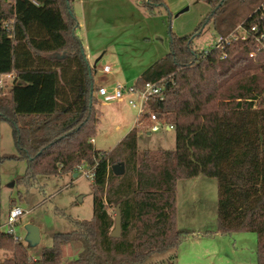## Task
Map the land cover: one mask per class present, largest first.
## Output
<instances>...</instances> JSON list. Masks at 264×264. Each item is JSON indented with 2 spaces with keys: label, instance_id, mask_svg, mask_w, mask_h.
Wrapping results in <instances>:
<instances>
[{
  "label": "trees",
  "instance_id": "16d2710c",
  "mask_svg": "<svg viewBox=\"0 0 264 264\" xmlns=\"http://www.w3.org/2000/svg\"><path fill=\"white\" fill-rule=\"evenodd\" d=\"M162 1L147 0L149 11ZM202 1L210 12L196 33H171L166 58L133 85L160 87L147 102L150 112L106 153L91 142L102 113L71 0H0V75H15L8 94L0 89V122L10 124L16 158L27 162L22 181L30 186L39 175H78V166H96L92 219L55 234L38 258L14 233L0 232V264H176L192 236L176 228L177 183L200 176L217 180L218 232L255 233L256 264H264V44L256 40L264 32V0H255L240 23L251 32L248 40L207 55L194 39L235 0ZM238 26L219 27L220 37ZM151 114L173 126L174 150L138 151L137 132ZM119 163L125 173L116 176L112 166ZM118 205L121 236L113 238ZM72 243L81 251L65 262L63 249Z\"/></svg>",
  "mask_w": 264,
  "mask_h": 264
},
{
  "label": "rangeland",
  "instance_id": "374dc122",
  "mask_svg": "<svg viewBox=\"0 0 264 264\" xmlns=\"http://www.w3.org/2000/svg\"><path fill=\"white\" fill-rule=\"evenodd\" d=\"M255 0L233 1L226 15L209 22L194 39L197 51L214 48L220 38V28L241 25L257 8ZM72 13L77 20L76 36L80 40L88 63L96 71V80L105 86L113 83L130 87L151 66L166 58L170 34L194 35L205 20L210 7L202 0H163L149 11L147 0H71ZM222 22V20H224ZM241 32V31H240ZM107 65L111 73L104 74ZM96 96V95H95ZM131 96L121 100L98 103L102 116L96 135L97 148L113 150L138 121V109L129 104ZM150 112L148 106L145 113ZM162 128L151 132L146 118L137 132L138 151L174 150L175 132ZM131 127V128H130ZM12 136V127L0 122V218L5 222L13 207L24 210V216L12 227V232L38 258L44 248L52 246L55 234L76 230L74 221L93 217L92 180L78 174L59 176L39 175L32 185L22 181L27 162L19 160ZM188 184V185H187ZM14 201L15 205H11ZM218 186L215 178L200 176L179 180L176 196V228L199 234L186 239L179 247L176 264H256L255 233L218 232ZM40 230V243L30 247L25 242L26 226ZM3 228L1 232H8ZM207 234V235H205ZM81 247L72 243L64 247V261L78 257ZM169 255L160 256L166 260Z\"/></svg>",
  "mask_w": 264,
  "mask_h": 264
},
{
  "label": "built area",
  "instance_id": "2783aa9c",
  "mask_svg": "<svg viewBox=\"0 0 264 264\" xmlns=\"http://www.w3.org/2000/svg\"><path fill=\"white\" fill-rule=\"evenodd\" d=\"M241 31V32H240ZM252 33L256 32V28L253 27L251 29ZM251 37V32L245 30L242 25H239L238 28L230 33L227 37H220L218 43L215 45L214 48L219 49L223 48L225 45H229L231 41L233 40H242L246 41ZM257 42L259 44H264V32L261 33L257 37ZM205 55H207L209 52L205 51ZM252 56V55H251ZM225 56H223L224 58ZM103 71L105 73H108L110 71V68L108 66H105L103 68ZM161 93V89L157 84L153 83H147L145 85V88L143 90H137L132 85L130 87H125L122 85H117L113 89H108L104 87L98 88L97 95L103 100V102H112V101H120L123 99L125 95L131 96V99H129V104L135 108L138 109V120H140L143 115L145 114V108L147 107L148 100L153 96H159ZM150 121L152 122L150 126L151 132H158L161 130L162 126L160 121L156 118L155 115L151 114ZM168 130H173L172 125H167ZM93 143V140L91 141ZM95 169L96 166H87L85 164H82L77 167L78 174H81L82 176L93 180L95 176ZM25 212L20 207H13L10 209L9 213L7 214V218L5 222L2 221L0 218V232L3 228H9V231L6 233H13L12 227L24 216ZM17 239H19L17 237Z\"/></svg>",
  "mask_w": 264,
  "mask_h": 264
},
{
  "label": "water",
  "instance_id": "95a60500",
  "mask_svg": "<svg viewBox=\"0 0 264 264\" xmlns=\"http://www.w3.org/2000/svg\"><path fill=\"white\" fill-rule=\"evenodd\" d=\"M113 173L116 176H121L125 173V167L123 163H119L112 166ZM113 238H119L121 236V212H120V205L116 207V214H115V227L111 233ZM41 241L40 237V230L38 227L34 225H27L26 226V237L25 242L29 244L30 247L37 246Z\"/></svg>",
  "mask_w": 264,
  "mask_h": 264
},
{
  "label": "crops",
  "instance_id": "0c3cea01",
  "mask_svg": "<svg viewBox=\"0 0 264 264\" xmlns=\"http://www.w3.org/2000/svg\"><path fill=\"white\" fill-rule=\"evenodd\" d=\"M75 33H76V31H75ZM90 65V64H89ZM105 66H107V65H104V67ZM90 67L93 69V71H94V73H93V81H94V84H95V86L97 87V88H100V87H104V88H108L109 90L110 89H112V87H113V83L112 84H110L108 87L107 86H105L102 82H101V79L100 80H96V71H95V69H94V67L93 66H91L90 65ZM103 67V68H104ZM102 71H103V69H102ZM103 73L104 74H109V73H111V69H110V71L108 72V73H105L104 71H103ZM14 79H15V75L14 74H6V75H0V89H2V91H3V93L4 94H8V92L10 91V89H11V86H12V84H13V81H14ZM96 100H97V105H99L100 103H103V100L96 94ZM113 102V101H112ZM122 101L120 100V101H118V103H121ZM99 103V104H98ZM105 103V105H107V104H109V102H104ZM97 105H96V107H97ZM160 121V120H159ZM138 122V121H137ZM137 122H136V124H137ZM149 122H150V124H152V122L149 120ZM160 123H161V121H160ZM136 124L135 125H133V128L136 126ZM161 124H165V123H161ZM131 128V127H130ZM132 128V129H133ZM166 130H168V128L166 127ZM128 134V133H127ZM126 136V135H125ZM125 136H124V138H125ZM93 144H94V147L96 148V150H98V151H102L103 152V150L102 149H99V148H97V141H96V137L93 139ZM74 176H77L76 174H74ZM188 185V184H187ZM182 231H185V230H182ZM187 232H190V231H187ZM190 233H192V232H190ZM198 236H199V234H195V233H192V236L191 237H189L188 239H197L198 238ZM177 258H178V253H177Z\"/></svg>",
  "mask_w": 264,
  "mask_h": 264
}]
</instances>
